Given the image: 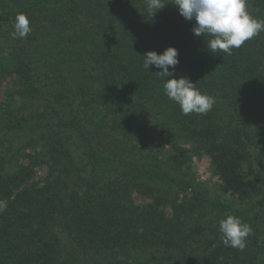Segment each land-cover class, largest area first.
Returning <instances> with one entry per match:
<instances>
[{
    "label": "trees",
    "instance_id": "16d2710c",
    "mask_svg": "<svg viewBox=\"0 0 264 264\" xmlns=\"http://www.w3.org/2000/svg\"><path fill=\"white\" fill-rule=\"evenodd\" d=\"M146 8L0 0V264H264V32L214 55L173 3ZM247 10L264 20V0ZM20 13L32 31L13 39ZM168 47L170 78L215 99L206 114H182L161 69H144ZM197 155L226 202L204 190ZM228 215L252 228L243 251L222 242Z\"/></svg>",
    "mask_w": 264,
    "mask_h": 264
},
{
    "label": "clouds",
    "instance_id": "9594fccd",
    "mask_svg": "<svg viewBox=\"0 0 264 264\" xmlns=\"http://www.w3.org/2000/svg\"><path fill=\"white\" fill-rule=\"evenodd\" d=\"M177 6L179 14L188 21L195 20L193 33L201 35L206 40L207 49L212 54L220 52L228 55L233 49H239L246 41L264 32V20L254 18L247 10V0H146L147 12L153 17L163 10L167 3ZM13 39H23L31 33L29 18L20 13L13 23ZM179 52L175 47L166 48L161 54L149 51L144 54L143 67L149 70L155 66L161 71L155 72L164 84L165 95L169 100L180 106L184 115L191 113L206 114L212 110L215 99L201 93L189 78L174 77L175 67L179 64ZM172 71H169V68ZM150 71V70H149ZM7 209V202L0 200V212ZM222 242L226 247L243 251L247 246V238L252 234V228L242 222L239 217L228 215L219 222Z\"/></svg>",
    "mask_w": 264,
    "mask_h": 264
},
{
    "label": "rangeland",
    "instance_id": "374dc122",
    "mask_svg": "<svg viewBox=\"0 0 264 264\" xmlns=\"http://www.w3.org/2000/svg\"><path fill=\"white\" fill-rule=\"evenodd\" d=\"M6 47V44H2ZM7 49V48H6ZM2 86L0 87V100L4 99L5 94L8 92L10 80L2 79ZM193 171L196 172L201 181H203V188L218 202H226L229 198L223 194L219 187V179L215 176L214 170L211 167L209 160L202 155H197L194 164L192 165ZM45 172L44 169H38V176H41Z\"/></svg>",
    "mask_w": 264,
    "mask_h": 264
}]
</instances>
